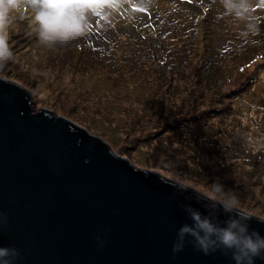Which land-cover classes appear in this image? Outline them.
<instances>
[{
  "label": "rangeland",
  "instance_id": "rangeland-1",
  "mask_svg": "<svg viewBox=\"0 0 264 264\" xmlns=\"http://www.w3.org/2000/svg\"><path fill=\"white\" fill-rule=\"evenodd\" d=\"M248 2L252 14L237 19L226 14L224 0H95L104 15L93 18L87 35L51 48L38 42L31 12L23 7L26 0H18L21 7L10 11L6 29L13 55L0 62V78L27 88L36 110L47 108L73 121L136 167H157L150 171L178 183L191 181L188 187L207 197L201 189L211 190L219 183L238 196L243 211L264 219V0ZM206 47L208 56L215 58L214 80L257 78L236 101L235 115L229 119L235 136L246 142L220 156L215 171L190 147L187 162L194 170L177 169L185 157L177 156V166H167L175 173L172 177L159 168L174 160L175 151L170 152L167 138L155 133L151 139L159 106L145 97L150 89L138 69L154 67L149 79L155 76L160 83L162 78L156 75L162 65L177 74L172 69ZM63 51L70 53L66 60ZM250 59L256 60L246 67ZM176 95L182 100L181 90Z\"/></svg>",
  "mask_w": 264,
  "mask_h": 264
},
{
  "label": "water",
  "instance_id": "water-1",
  "mask_svg": "<svg viewBox=\"0 0 264 264\" xmlns=\"http://www.w3.org/2000/svg\"><path fill=\"white\" fill-rule=\"evenodd\" d=\"M33 104L27 88L0 78V248L9 249L0 264H236L232 250L206 255L179 230L192 211L226 227L240 210L136 167ZM249 216L241 223L264 237V219Z\"/></svg>",
  "mask_w": 264,
  "mask_h": 264
},
{
  "label": "trees",
  "instance_id": "trees-1",
  "mask_svg": "<svg viewBox=\"0 0 264 264\" xmlns=\"http://www.w3.org/2000/svg\"><path fill=\"white\" fill-rule=\"evenodd\" d=\"M62 53V59L66 60L70 57V53L66 54L64 51ZM208 54L207 47L201 51L197 49L189 59L183 62L180 68L172 69L177 70V74L168 73L169 67L162 65L156 75L162 78L160 83L154 81L155 76L149 79L154 67L138 69L140 75L145 77L143 79L150 89L145 97L150 96L151 100L159 106L157 122L152 124L155 131L151 135V139L155 137V133L160 139L167 138L166 143L170 152L175 151L174 160H168L162 168H159L160 171L168 173L172 177L175 173L167 166L176 167L177 165L174 163L177 156H185L184 162L179 163L177 169L180 167L194 170L188 163L189 159L186 154L190 147L192 153L199 151L203 155L205 163L211 164L207 166L215 171L214 165L218 163L220 156L228 153V150L237 143L246 142L244 138L238 139L235 136L234 124L229 119L235 115L234 105L236 101L257 78L252 75L250 77L241 75V77L228 78L221 82L216 81L211 76V71L215 67L212 60L215 58L213 54H211V56L213 55L212 58ZM262 56L264 58V55ZM251 60L246 67L251 66L256 59H253V62ZM57 63L54 61L52 64ZM59 63L62 65L64 62L59 60ZM187 67L192 69L191 72ZM154 74L156 73L154 72ZM175 75L181 76V80L173 79L176 77ZM155 88L158 89L157 93L154 91ZM180 90L183 97H180L182 100L179 101L176 92L179 93ZM193 93L198 97H193ZM173 96L176 100L175 103L171 102ZM165 157H169V154L167 153ZM145 167L149 170H156L157 168ZM216 175L218 174L216 173Z\"/></svg>",
  "mask_w": 264,
  "mask_h": 264
},
{
  "label": "clouds",
  "instance_id": "clouds-1",
  "mask_svg": "<svg viewBox=\"0 0 264 264\" xmlns=\"http://www.w3.org/2000/svg\"><path fill=\"white\" fill-rule=\"evenodd\" d=\"M19 7L21 5L18 0H0V62L10 59L13 55L6 29L10 11ZM23 7L31 12L32 31L38 42L51 48H56L57 45L63 47L70 40L84 37L93 18L104 15V9L97 5L95 0H26ZM223 7L226 14L237 19H247L253 9L248 0H224ZM177 179L179 181V178ZM179 182L186 187L192 186L191 181ZM201 191L227 212L240 210V219H232L226 227H220L209 217L192 211V224H185L180 228V239L183 240L185 235L192 236L196 246L206 255L220 246L232 250L236 264H256L257 259H264V237L256 231L249 232L248 226L241 223V220H249L250 216L242 210L238 196L225 191L219 183L213 184L211 190ZM181 248L182 245H174L173 251H180ZM8 254L9 249L0 248V257H6ZM4 264L10 262L5 261Z\"/></svg>",
  "mask_w": 264,
  "mask_h": 264
}]
</instances>
